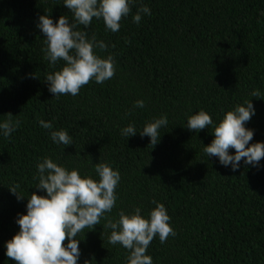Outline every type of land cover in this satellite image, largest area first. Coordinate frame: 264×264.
I'll list each match as a JSON object with an SVG mask.
<instances>
[{
	"label": "trees",
	"instance_id": "16d2710c",
	"mask_svg": "<svg viewBox=\"0 0 264 264\" xmlns=\"http://www.w3.org/2000/svg\"><path fill=\"white\" fill-rule=\"evenodd\" d=\"M142 5L151 15L133 23ZM44 14L54 23L61 15L72 21L63 0H0V122L7 114L20 122L10 136L0 135V264H15L5 242L19 231L15 219L26 214L30 194L44 195L36 189V166L44 157L93 179L97 163L118 170L109 218L137 207L147 218L153 201L163 204L176 234L163 243L153 239L146 252L153 264H264V158L260 167L242 159L232 171L203 151L213 139L212 125L198 133L186 128L200 110L218 124L250 100L249 143L264 142V0H134L115 33L93 18L78 29L108 45L94 51L113 57L115 74L59 98L44 81L64 64L53 68L44 59L36 27ZM249 36L259 37L253 52L243 46ZM137 100L145 107L134 108ZM162 115L168 124L155 146L147 136L121 135L130 123L139 133ZM40 120L67 130L72 144H54ZM13 186L23 200L8 191ZM105 223L79 234L78 264H127L129 251L108 243Z\"/></svg>",
	"mask_w": 264,
	"mask_h": 264
},
{
	"label": "clouds",
	"instance_id": "9594fccd",
	"mask_svg": "<svg viewBox=\"0 0 264 264\" xmlns=\"http://www.w3.org/2000/svg\"><path fill=\"white\" fill-rule=\"evenodd\" d=\"M133 3L134 0H63V6L72 14V21L66 15H61L55 23L49 15L38 17L36 27L43 35L44 59L53 68L59 61L64 62L60 70L45 76L44 81L53 97L76 96L90 80L102 84L114 76L113 57L101 58L94 51L106 50L108 45L95 36L89 38L88 33L79 30L78 26L87 28L93 18L102 19L105 28L115 33L121 27V19L129 16ZM142 15H151L148 6L137 9L132 16L133 23L139 24ZM258 41L259 37L249 36L243 46L253 52ZM252 95L258 96L259 92L254 91ZM133 107L144 108L145 102L137 100ZM254 115L255 109L249 100L226 112L218 124H213L211 116L200 110L187 118L186 128L198 133L213 126V139L209 145L203 146V151L206 157L218 158L220 165L237 171L243 159L244 165L260 167L264 142L250 144L254 132L245 127ZM19 123V120H13L12 114H7V119L0 122V135L10 136ZM38 123L49 130L54 144H72L67 130H53L51 121L40 120ZM167 124V116L162 115L146 122L139 133L131 123L120 131L127 138L137 134L147 136L150 144L155 146L161 137L159 129ZM230 149L234 150L233 154ZM36 167V189L44 195L30 194L25 205L26 214H18L15 219L19 231L4 245L6 257L15 264H78L81 257L79 234L86 228L93 230L101 219L106 221L105 229H111L108 243L119 244L129 251L127 264H153L151 256L146 254L153 239L158 236L163 243L170 235L176 234L169 224L165 206L156 201H153L155 208L150 210L147 218L141 215L139 207L130 214L120 211L118 219L106 215L116 204L115 190L121 180L119 171L107 163L95 164L98 179L82 177L79 170H68L49 157H44ZM17 187L8 191L23 200L17 195Z\"/></svg>",
	"mask_w": 264,
	"mask_h": 264
}]
</instances>
